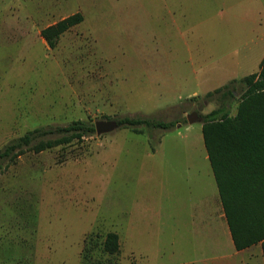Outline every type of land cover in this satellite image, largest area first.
Segmentation results:
<instances>
[{"label": "rangeland", "instance_id": "rangeland-1", "mask_svg": "<svg viewBox=\"0 0 264 264\" xmlns=\"http://www.w3.org/2000/svg\"><path fill=\"white\" fill-rule=\"evenodd\" d=\"M76 13L51 48L41 32ZM263 59L264 0H0V151L76 121L175 123L0 163V264H170L174 196L200 194L211 171L204 117L235 116ZM225 85L234 95L207 97Z\"/></svg>", "mask_w": 264, "mask_h": 264}, {"label": "trees", "instance_id": "trees-1", "mask_svg": "<svg viewBox=\"0 0 264 264\" xmlns=\"http://www.w3.org/2000/svg\"><path fill=\"white\" fill-rule=\"evenodd\" d=\"M83 20L81 13L70 15L44 29L41 35L51 48H55L60 36ZM240 82L245 91L236 115L230 116L225 106L213 110L204 117L202 136L235 248L243 250L261 243L264 254V59L259 72ZM228 87L225 85L210 92L207 97L219 93L225 97ZM118 121L137 133H141L143 127L169 130L175 126L173 122L148 118L124 117ZM94 133L95 127L82 121L67 127L37 128L5 145L0 151V163L14 161L27 151L41 153L68 145ZM51 135L56 137L48 138ZM119 239L117 233L109 232L103 251L110 255L118 253Z\"/></svg>", "mask_w": 264, "mask_h": 264}, {"label": "crops", "instance_id": "crops-1", "mask_svg": "<svg viewBox=\"0 0 264 264\" xmlns=\"http://www.w3.org/2000/svg\"><path fill=\"white\" fill-rule=\"evenodd\" d=\"M210 168L199 177L200 194L194 198L192 194L188 198L174 196L170 264H264L261 243L235 248L211 164ZM161 230L150 234L149 241L161 242Z\"/></svg>", "mask_w": 264, "mask_h": 264}, {"label": "water", "instance_id": "water-1", "mask_svg": "<svg viewBox=\"0 0 264 264\" xmlns=\"http://www.w3.org/2000/svg\"><path fill=\"white\" fill-rule=\"evenodd\" d=\"M196 114L193 113L188 116L189 123L193 124L196 120ZM120 126L119 121H98L95 123V131L98 136L111 133Z\"/></svg>", "mask_w": 264, "mask_h": 264}]
</instances>
